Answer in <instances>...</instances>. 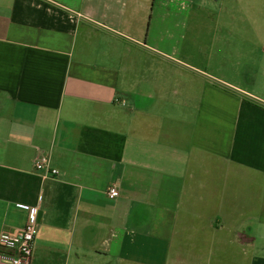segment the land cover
Returning a JSON list of instances; mask_svg holds the SVG:
<instances>
[{
    "label": "crops",
    "instance_id": "obj_1",
    "mask_svg": "<svg viewBox=\"0 0 264 264\" xmlns=\"http://www.w3.org/2000/svg\"><path fill=\"white\" fill-rule=\"evenodd\" d=\"M211 4L179 34L186 0H0V233L38 209L28 264H264V0Z\"/></svg>",
    "mask_w": 264,
    "mask_h": 264
},
{
    "label": "built area",
    "instance_id": "obj_2",
    "mask_svg": "<svg viewBox=\"0 0 264 264\" xmlns=\"http://www.w3.org/2000/svg\"><path fill=\"white\" fill-rule=\"evenodd\" d=\"M34 168L44 176L57 174L59 171L51 164L49 155H38L34 161ZM110 193L119 195V191L112 187ZM30 210V221L23 229L16 233H0V264H28L34 253L36 239L40 231L38 209L21 206Z\"/></svg>",
    "mask_w": 264,
    "mask_h": 264
},
{
    "label": "rangeland",
    "instance_id": "obj_3",
    "mask_svg": "<svg viewBox=\"0 0 264 264\" xmlns=\"http://www.w3.org/2000/svg\"><path fill=\"white\" fill-rule=\"evenodd\" d=\"M187 2L190 3V6H188V10H185L183 12H179L174 8V11L176 12L173 13L174 17H173V21H172V25L175 31H178V33H186L188 34L189 31H191L192 27H196V19H199L200 23L205 24L206 22L208 23H212V18L216 17V8L211 4L212 0H186ZM192 3V5H191ZM189 18V20L187 21L186 18ZM183 20H186L188 22V26L187 28H181V22ZM178 21L179 22V27H176L174 24L175 22ZM159 26V25H157ZM183 26V25H181ZM203 32H210L212 31L211 28H202ZM155 32H160L158 30V27L156 28Z\"/></svg>",
    "mask_w": 264,
    "mask_h": 264
}]
</instances>
